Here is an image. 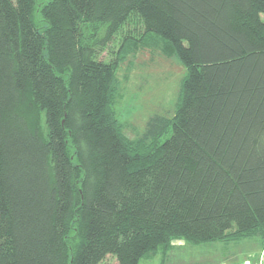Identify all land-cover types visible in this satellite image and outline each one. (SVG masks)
Returning a JSON list of instances; mask_svg holds the SVG:
<instances>
[{
	"label": "trees",
	"instance_id": "trees-1",
	"mask_svg": "<svg viewBox=\"0 0 264 264\" xmlns=\"http://www.w3.org/2000/svg\"><path fill=\"white\" fill-rule=\"evenodd\" d=\"M262 15L264 0H0V264L264 239ZM147 49L186 75L174 115L130 140L119 71Z\"/></svg>",
	"mask_w": 264,
	"mask_h": 264
},
{
	"label": "rangeland",
	"instance_id": "rangeland-1",
	"mask_svg": "<svg viewBox=\"0 0 264 264\" xmlns=\"http://www.w3.org/2000/svg\"><path fill=\"white\" fill-rule=\"evenodd\" d=\"M42 1V0H41ZM264 21V15L261 16ZM135 21L125 32H135ZM118 43L120 39L117 40ZM114 44L103 52L101 59H113ZM186 70L177 57L169 58L158 51L143 50L130 56L121 66L124 98L116 108L123 124V134L130 140L141 137L148 120L155 114L172 117L176 111L182 80ZM166 259L164 252L144 258L140 264H264V239L252 236L240 240L217 241L191 245L183 239L171 243ZM105 263L116 264L107 257ZM165 259V260H164Z\"/></svg>",
	"mask_w": 264,
	"mask_h": 264
}]
</instances>
